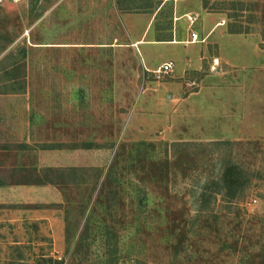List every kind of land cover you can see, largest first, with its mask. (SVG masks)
I'll return each mask as SVG.
<instances>
[{"label": "rangeland", "instance_id": "374dc122", "mask_svg": "<svg viewBox=\"0 0 264 264\" xmlns=\"http://www.w3.org/2000/svg\"><path fill=\"white\" fill-rule=\"evenodd\" d=\"M0 264H264V0L0 4Z\"/></svg>", "mask_w": 264, "mask_h": 264}, {"label": "trees", "instance_id": "16d2710c", "mask_svg": "<svg viewBox=\"0 0 264 264\" xmlns=\"http://www.w3.org/2000/svg\"><path fill=\"white\" fill-rule=\"evenodd\" d=\"M243 178L244 173L240 168L228 166L223 172L221 182L227 190H233L235 193L236 189L244 187ZM235 195L237 194L235 193Z\"/></svg>", "mask_w": 264, "mask_h": 264}, {"label": "built area", "instance_id": "2783aa9c", "mask_svg": "<svg viewBox=\"0 0 264 264\" xmlns=\"http://www.w3.org/2000/svg\"><path fill=\"white\" fill-rule=\"evenodd\" d=\"M10 1V2H20L22 0H0V4H3L4 2ZM169 1H176V0H166V2ZM185 18L189 21L190 25L193 27L197 21V17L194 15H186ZM192 43L199 42V35L196 32H192ZM175 69V63L174 62H168L161 66L158 70L151 71V74L155 76L157 79H161L164 75H169L172 73Z\"/></svg>", "mask_w": 264, "mask_h": 264}, {"label": "crops", "instance_id": "0c3cea01", "mask_svg": "<svg viewBox=\"0 0 264 264\" xmlns=\"http://www.w3.org/2000/svg\"><path fill=\"white\" fill-rule=\"evenodd\" d=\"M186 15H189V14H186ZM185 15V16H186ZM191 15H194V14H191ZM185 16L184 17H181V16H178L177 15V13L175 14V17H174V21L175 22H178L179 20H181L182 18H185ZM186 19V18H185ZM188 21V20H187ZM190 27L192 28V26L190 25ZM192 32H194V31H192ZM192 34V33H191ZM191 34H190V39L188 40V44H191V45H195V44H197V42L196 43H192V36H191ZM142 43L143 42H141V41H138V43H137V45H135V46H139V45H142ZM82 46V45H81ZM81 46L80 45H76V44H73V45H63V44H59L58 45V47L59 48H62V49H66V48H68V49H79V48H81ZM101 47V46H99V45H94V47ZM84 47H86V46H84ZM169 62H171V61H169ZM173 62V61H172ZM166 63H168V61L167 62H165L164 64H166ZM163 64V65H164ZM162 65V66H163ZM154 71V70H153ZM25 126H26V129H31V127H33V125L32 124H30V122H27L26 124H25ZM37 127V126H36Z\"/></svg>", "mask_w": 264, "mask_h": 264}]
</instances>
